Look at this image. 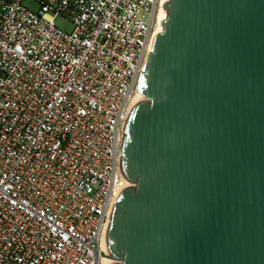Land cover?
I'll return each mask as SVG.
<instances>
[{
  "label": "water",
  "instance_id": "1",
  "mask_svg": "<svg viewBox=\"0 0 264 264\" xmlns=\"http://www.w3.org/2000/svg\"><path fill=\"white\" fill-rule=\"evenodd\" d=\"M104 230L113 264H264V0H169Z\"/></svg>",
  "mask_w": 264,
  "mask_h": 264
},
{
  "label": "built area",
  "instance_id": "2",
  "mask_svg": "<svg viewBox=\"0 0 264 264\" xmlns=\"http://www.w3.org/2000/svg\"><path fill=\"white\" fill-rule=\"evenodd\" d=\"M34 1L0 0V264H101L162 0Z\"/></svg>",
  "mask_w": 264,
  "mask_h": 264
},
{
  "label": "bare ground",
  "instance_id": "3",
  "mask_svg": "<svg viewBox=\"0 0 264 264\" xmlns=\"http://www.w3.org/2000/svg\"><path fill=\"white\" fill-rule=\"evenodd\" d=\"M169 0H162V7L160 9V12H159V20H158V25L154 31V34H153V38H152V42L150 44V50H149V53L152 49V46H153V43H154V40L156 38V36L163 31V20L167 17V9L165 8L164 4L166 2H168ZM147 98L140 92L138 91L137 94L135 95L134 97V100H133V107L136 106L137 103L141 102V101H146ZM129 121V119H128ZM128 121H127V124H128ZM126 124V126H127ZM126 129V128H125ZM124 138H125V133H124ZM124 140V139H123ZM125 187H128V183H123V188ZM120 189V190H121ZM110 222H111V219H110ZM102 250H103V257H102V262L101 264H113L115 263L117 260L114 258V256L108 251V248L105 244V241L103 239V242H102Z\"/></svg>",
  "mask_w": 264,
  "mask_h": 264
},
{
  "label": "rangeland",
  "instance_id": "4",
  "mask_svg": "<svg viewBox=\"0 0 264 264\" xmlns=\"http://www.w3.org/2000/svg\"><path fill=\"white\" fill-rule=\"evenodd\" d=\"M24 3L32 8V9H37L38 8V3L34 0H24ZM57 24L59 27L65 29V30H71L72 29V24L69 20L67 19H64V18H58L57 19ZM115 258V257H114ZM117 260V259H116Z\"/></svg>",
  "mask_w": 264,
  "mask_h": 264
}]
</instances>
